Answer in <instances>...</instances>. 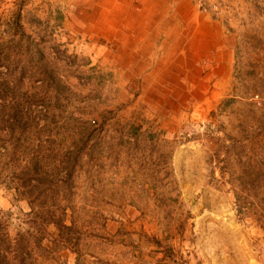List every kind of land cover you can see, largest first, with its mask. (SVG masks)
Masks as SVG:
<instances>
[{
	"label": "rangeland",
	"instance_id": "obj_1",
	"mask_svg": "<svg viewBox=\"0 0 264 264\" xmlns=\"http://www.w3.org/2000/svg\"><path fill=\"white\" fill-rule=\"evenodd\" d=\"M225 1L200 15L231 82L174 104L97 56L80 0H0V264H264V172L246 215L231 181L264 171V0Z\"/></svg>",
	"mask_w": 264,
	"mask_h": 264
},
{
	"label": "crops",
	"instance_id": "obj_2",
	"mask_svg": "<svg viewBox=\"0 0 264 264\" xmlns=\"http://www.w3.org/2000/svg\"><path fill=\"white\" fill-rule=\"evenodd\" d=\"M80 27L97 56H114L144 97L176 104L182 94H214L231 82L233 44L191 0H80Z\"/></svg>",
	"mask_w": 264,
	"mask_h": 264
},
{
	"label": "trees",
	"instance_id": "obj_3",
	"mask_svg": "<svg viewBox=\"0 0 264 264\" xmlns=\"http://www.w3.org/2000/svg\"><path fill=\"white\" fill-rule=\"evenodd\" d=\"M262 171L261 169L255 167L253 168L252 173L248 174L247 172H243V174L239 177H234L232 181L233 190L235 191L236 200L239 206L240 213L246 215L247 212H250L256 207L255 202L247 201L249 198L245 196L246 192H248L251 188L256 189L258 188V185L262 184ZM32 193V192H30ZM30 195V194H27ZM252 198V195H247ZM33 205V204H31ZM53 208V211L48 214V216L43 219L48 224L55 225L58 230H60L61 234L64 232V230H69L70 226H67L65 224V219L68 215L66 206H60L53 204L51 206ZM261 218L264 219V208H262ZM7 259V256L4 257Z\"/></svg>",
	"mask_w": 264,
	"mask_h": 264
},
{
	"label": "built area",
	"instance_id": "obj_4",
	"mask_svg": "<svg viewBox=\"0 0 264 264\" xmlns=\"http://www.w3.org/2000/svg\"><path fill=\"white\" fill-rule=\"evenodd\" d=\"M195 9L202 15L217 19L226 10L225 0H191Z\"/></svg>",
	"mask_w": 264,
	"mask_h": 264
}]
</instances>
